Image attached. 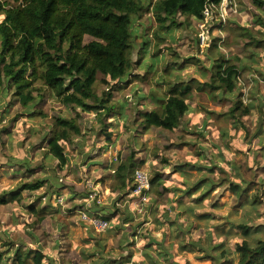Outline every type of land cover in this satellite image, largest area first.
Here are the masks:
<instances>
[{
	"label": "rangeland",
	"instance_id": "374dc122",
	"mask_svg": "<svg viewBox=\"0 0 264 264\" xmlns=\"http://www.w3.org/2000/svg\"><path fill=\"white\" fill-rule=\"evenodd\" d=\"M142 1L153 4L156 0ZM225 4L229 6L203 21L179 17L180 24L163 33L149 9L135 17L134 64L129 76L106 86L98 75L94 87L99 97L107 91L112 95L114 113L104 124L100 123L103 114L65 107L41 85H36V100L27 109L15 102L11 92L6 97L0 92V194L44 181L38 191L21 192L20 201L0 205V250L12 255L17 246L39 249L43 264H94L103 258L118 261L130 255L127 264H150L142 257L143 247L165 237L166 243L173 245L172 261L214 264L195 249L183 252L179 244L201 240L206 246L220 241L233 246L244 237L240 232L225 236L229 224L233 229L243 221L251 229L264 226V11L253 7L251 0H228ZM253 41L263 43L255 46ZM219 55L239 67L233 93L198 86L210 82L212 74L206 69ZM190 58L200 64H186L184 60ZM172 82L191 84L189 114L175 131H144L140 114L161 113ZM237 101L242 105L231 118L229 110ZM245 107L248 114L242 112ZM57 118L76 119L81 129L80 136L62 143L68 160L63 168L49 155L47 144ZM105 132L111 133L110 139ZM130 154L144 163L139 168L149 179L161 176L144 205L135 204L129 196L114 203L116 195L110 194L114 185L110 171ZM187 164L212 171L177 172L175 167ZM199 181H204L200 191L191 197L179 198L180 193L174 192L183 191V183L193 186ZM230 181L249 184L238 207L237 198L226 189ZM212 184L219 186L209 189ZM85 186L94 189L101 207L113 213L111 229L96 233L80 220L78 211L86 210L91 202L72 197ZM203 191H207V199L193 204ZM255 195L262 202L254 211L247 203ZM179 201L194 206V213L212 214L215 219L182 216ZM42 208L47 212L40 214ZM186 217L185 228L191 229L182 235L178 228ZM206 233L217 240L208 242ZM255 237L262 235L245 238L252 243ZM8 243L10 247L5 246ZM101 245L103 258L95 253ZM6 264L14 263L8 259ZM225 264H233L232 258Z\"/></svg>",
	"mask_w": 264,
	"mask_h": 264
},
{
	"label": "trees",
	"instance_id": "16d2710c",
	"mask_svg": "<svg viewBox=\"0 0 264 264\" xmlns=\"http://www.w3.org/2000/svg\"><path fill=\"white\" fill-rule=\"evenodd\" d=\"M220 1L156 0L153 4H146L142 0H0V16H3L0 20V92H5L4 97L11 92L15 102L23 109H27L36 100L34 96L36 85H41L49 89L65 107L80 109L87 113L98 111L99 114H103L100 123L104 124V121L114 113V106L110 104L112 95L107 91L103 93V97H99L94 87L98 75L102 76L103 79L100 82L106 86L113 82L120 83L129 76L134 64L132 33L134 18L141 17L144 11L149 9L160 32L163 33L177 27L180 24L177 23L179 17L185 20L203 21L206 7ZM251 3L257 10L264 11V0H251ZM249 34L248 32L247 35ZM85 38L91 40L85 43ZM253 43L255 46H260L263 42L253 41ZM184 61L194 66L200 64V61L193 58ZM206 70L211 71L210 82H199V87L228 93L236 90L240 71L234 62L219 55L213 59L210 69ZM190 90L189 82L170 83L167 97L162 101V112L151 110L140 114L143 130L149 131L156 128L175 131L178 129L189 114L187 96ZM241 105L242 103L237 101L229 110L228 114L231 118H235V113ZM242 112L249 113L247 107ZM54 127L52 137L47 142L48 152L58 162V166L63 168L68 160L62 143H68L74 136H80L81 129L76 119L65 118H57ZM105 135L107 139L111 138V133L105 132ZM142 164L144 163L136 161L134 154H130L127 159H121L117 167L110 171L112 183H114L110 194L116 195L114 203L122 202L124 197L127 198L130 195L133 187L132 173ZM184 166L175 168L177 172L183 174L212 171V168L201 169L190 164ZM43 182L39 180L25 183L15 191L0 194V205L20 201L21 192L38 191L42 188ZM160 182V175L159 178L150 179V189L152 190ZM202 182L204 181H199L193 186L183 183L185 189L183 191L175 189L174 192L180 193L179 198L191 197L200 191ZM248 185L245 182L230 181L226 187L237 198L235 207H238L241 200L246 197ZM216 186L219 185L212 184L209 189L213 190ZM78 190H80L77 191L78 195L76 196L75 193L72 198L75 200L79 198L77 200L87 203L91 192L89 188L85 186ZM56 193L54 191L55 195ZM208 196L207 191H203L201 196L193 199L192 202L199 203L206 200ZM57 199V197L54 198V201ZM261 202L262 198L258 195H255L249 203L246 201L249 207L255 208L252 209L254 211L259 208ZM101 206L93 201L86 210H79L78 215L80 217L81 212L84 211L89 216H98L109 223L105 230L107 231L111 229L113 213ZM178 207L184 211L180 213L182 216L187 214L195 220L215 219L212 214L194 213V206L185 205L182 201L178 202ZM28 209L32 211V207ZM38 212L43 214L47 211L42 208ZM255 216L260 218L258 213ZM188 217L179 225L178 232L182 235H188L190 232L191 227L185 228ZM239 232L244 239L235 242L233 246H228L224 241L214 246H210L211 244L206 246L201 240H197L188 243L182 241L179 247L183 252L195 249L214 264H225L230 258L233 264H264V226L251 229L243 221L233 229L232 224H229V229L224 231V235L232 237ZM257 233L262 237H255L252 243L249 238H245ZM206 234L208 242L217 240L210 235L211 233ZM130 236L132 233L127 235V237ZM10 244L5 246L10 247ZM172 247V244L166 243L165 237L161 241L150 240L143 247L142 257L150 264H180L172 261ZM103 250L104 246L101 245L95 253L103 258ZM95 253L93 255H96ZM10 254L11 252L6 249L0 250V264H6L8 259L14 264H30V262L43 264L44 255L39 249H22L17 246L12 250V255ZM131 256L125 259L121 257L118 261L103 258L95 261L94 264H127Z\"/></svg>",
	"mask_w": 264,
	"mask_h": 264
},
{
	"label": "built area",
	"instance_id": "2783aa9c",
	"mask_svg": "<svg viewBox=\"0 0 264 264\" xmlns=\"http://www.w3.org/2000/svg\"><path fill=\"white\" fill-rule=\"evenodd\" d=\"M228 0H221L218 3H211L206 9L204 10V20L208 19L215 13L216 11L222 10L229 6L225 3ZM232 4V3H230ZM221 17V15H220ZM133 178V184H132V190L130 192L129 197L134 201L135 204H146L148 202V193L150 192V179L148 175L141 170L140 168H136L132 173ZM96 201L97 204H101L98 197H96V193L94 189H91V192L88 195V202ZM81 221L87 223L90 228L95 231L96 233L104 232L108 226L109 223L105 220H102L98 216H89L86 212H81L80 215Z\"/></svg>",
	"mask_w": 264,
	"mask_h": 264
},
{
	"label": "clouds",
	"instance_id": "9594fccd",
	"mask_svg": "<svg viewBox=\"0 0 264 264\" xmlns=\"http://www.w3.org/2000/svg\"><path fill=\"white\" fill-rule=\"evenodd\" d=\"M0 19H2V17H0Z\"/></svg>",
	"mask_w": 264,
	"mask_h": 264
}]
</instances>
